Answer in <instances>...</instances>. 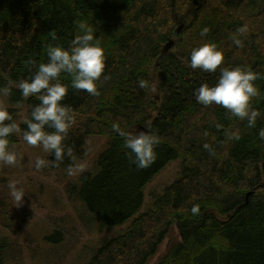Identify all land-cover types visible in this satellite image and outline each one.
Segmentation results:
<instances>
[{"label": "trees", "instance_id": "16d2710c", "mask_svg": "<svg viewBox=\"0 0 264 264\" xmlns=\"http://www.w3.org/2000/svg\"><path fill=\"white\" fill-rule=\"evenodd\" d=\"M81 22L94 29L105 50L99 95L72 88L71 76L60 74L69 86L62 103L75 115L63 143L73 149L75 160L65 155L53 166L48 153L46 161L53 171L75 168L85 139L105 137L107 147L93 168L81 172L79 184L68 178L64 191L71 203L84 204L100 229L130 221L85 264H149L166 239V251L154 264H264V139L259 135L264 129V0H0V90L14 82L5 98L12 121L5 123L19 127L8 137L10 151L29 146L24 121L39 104L15 85L47 63L49 46L69 47L82 34ZM243 26L247 31L238 32ZM204 28L209 31L201 36ZM169 41L173 45L167 49ZM204 43L223 51L220 67L244 66L259 74L254 81L258 95L250 101L260 113L255 126L220 105L196 101V89L214 85L220 75L219 68L190 67L192 49ZM140 80L148 86L139 87ZM22 108L25 117L18 120ZM113 123L126 132L159 137L148 168L136 167ZM233 133L240 138H232ZM176 160L178 177L151 194L149 208L139 213L145 185ZM6 203L0 201L5 229L11 227ZM194 205H199L196 215ZM173 228L177 237L171 235ZM17 245L0 238V264L20 263Z\"/></svg>", "mask_w": 264, "mask_h": 264}, {"label": "clouds", "instance_id": "9594fccd", "mask_svg": "<svg viewBox=\"0 0 264 264\" xmlns=\"http://www.w3.org/2000/svg\"><path fill=\"white\" fill-rule=\"evenodd\" d=\"M82 34H79L65 48L62 45L49 46L47 50V63H41L38 70L27 79L21 80L15 86L21 90L25 98L36 96L39 104L31 112V119L24 121L26 129L23 139L29 145H42L45 152L51 153L54 159L53 166L63 162L65 155L75 160L73 149L66 146L69 129L75 123V115L70 106L64 105L62 101L66 97L69 86L60 81V74L67 73L71 76V87L76 90H84L91 95H99L97 81L101 78L105 69V50L101 41L94 36V29L84 22L79 24ZM208 28L201 31V36L208 33ZM247 27L243 26L238 32L244 33ZM55 39V34L53 33ZM238 46L240 40L234 41ZM224 62V54L215 43H204L192 49L190 53V67L201 69L205 72L220 71L219 78L214 85L203 83L195 91L196 101L204 106L215 103L222 106L232 116L240 119L247 118L250 127L255 126L256 118L260 114L250 107V101L258 95V88L254 81L259 74L244 66L220 67ZM31 63V61H29ZM104 79H108L104 76ZM14 82L9 81L2 91L5 95L10 94ZM147 81L140 80L139 87L146 88ZM12 121L8 109L0 104V163L14 165L17 162V154L8 149V137L11 133L18 131L16 123H5ZM47 128L54 129L52 132ZM113 131L124 138V147L134 155L133 163L139 169L148 168L156 159L155 147L160 143L157 135L139 131L137 133L126 132L117 123L112 124ZM259 135L264 139V129ZM232 138L239 139L238 133H233ZM205 148L209 145L205 144ZM48 161L37 158L35 168L40 170L48 166ZM84 165L69 167L67 174L74 175L77 170L83 171ZM8 189L17 206L24 202L25 191L17 186V182L9 181ZM193 215L199 213V205L191 209Z\"/></svg>", "mask_w": 264, "mask_h": 264}, {"label": "rangeland", "instance_id": "374dc122", "mask_svg": "<svg viewBox=\"0 0 264 264\" xmlns=\"http://www.w3.org/2000/svg\"><path fill=\"white\" fill-rule=\"evenodd\" d=\"M0 94V104L7 108L6 95L3 92ZM17 114L18 120H23L25 109L18 110ZM107 142L105 137L99 135L88 136L85 139L84 155L77 165L83 164V171L92 169L98 155L107 147ZM13 152L17 154L14 165L0 163V201H7L9 209L5 210L9 211L8 219L11 223L7 229L0 226V238L18 244L21 252L19 264H85L94 249L120 235L128 227L130 221L100 229L82 202L73 200L71 203L68 200L64 191L66 180L69 178L79 184L82 171L77 170L69 176L65 170L53 171L48 166L37 170L36 159L39 157L46 160L48 155L42 145H23L19 152ZM178 173L179 160H176L145 185V201L139 213L149 208L150 201L149 204L146 202L148 197L174 182ZM9 181L17 182V186L25 191L21 206H17L10 195ZM15 228H18L17 234L13 232ZM171 235L177 237L176 228L172 229ZM168 242L169 239L163 242L149 264H154L165 253Z\"/></svg>", "mask_w": 264, "mask_h": 264}, {"label": "bare ground", "instance_id": "6f19581e", "mask_svg": "<svg viewBox=\"0 0 264 264\" xmlns=\"http://www.w3.org/2000/svg\"><path fill=\"white\" fill-rule=\"evenodd\" d=\"M182 25H180L178 28H176V33H178V32H180L181 30H182ZM173 45V41H169L168 43H167V45H166V48L168 49V48H170L171 46ZM156 99H158V97L156 96L155 97Z\"/></svg>", "mask_w": 264, "mask_h": 264}, {"label": "water", "instance_id": "95a60500", "mask_svg": "<svg viewBox=\"0 0 264 264\" xmlns=\"http://www.w3.org/2000/svg\"><path fill=\"white\" fill-rule=\"evenodd\" d=\"M249 195H251V193H250V194H248V195H247V197H248Z\"/></svg>", "mask_w": 264, "mask_h": 264}]
</instances>
